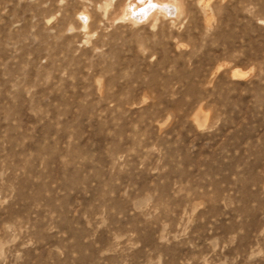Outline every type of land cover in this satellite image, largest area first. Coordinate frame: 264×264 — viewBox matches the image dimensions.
<instances>
[{
	"label": "rangeland",
	"instance_id": "obj_1",
	"mask_svg": "<svg viewBox=\"0 0 264 264\" xmlns=\"http://www.w3.org/2000/svg\"><path fill=\"white\" fill-rule=\"evenodd\" d=\"M0 264H264V0H0Z\"/></svg>",
	"mask_w": 264,
	"mask_h": 264
}]
</instances>
